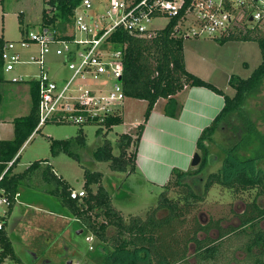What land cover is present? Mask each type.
<instances>
[{
	"label": "trees",
	"instance_id": "trees-1",
	"mask_svg": "<svg viewBox=\"0 0 264 264\" xmlns=\"http://www.w3.org/2000/svg\"><path fill=\"white\" fill-rule=\"evenodd\" d=\"M79 1L45 0L50 9H43L41 27L53 29L62 36L67 25L72 22L73 9ZM173 23L172 21L167 27L157 29L148 37L133 36L122 29L114 30L108 37L110 47L122 51L120 83L124 94L128 98L146 102L143 121L135 126V138L131 137V133H121L112 146L111 141L104 138L103 134L101 142L93 151V157L106 162L111 170L127 173L136 170L135 154L143 122L159 98L166 99L163 113L170 117L178 115L180 105L174 95L185 87L202 86L221 95L223 99L220 110L196 138L195 148L200 155L198 165L186 170L173 167L169 179L162 185L156 204L146 211L144 217H123L121 211L113 205L110 193L102 183L103 175L100 171L84 169V194L72 199L69 193L74 188L54 173L49 165L41 168L40 161H33L21 171L14 170L19 159L18 151L34 131L38 120V94L34 82H29V111L13 117L11 138L0 140V191L12 199L19 186L28 184L38 169L42 180L52 184L49 192L55 195L60 205L82 224L83 230L100 242L101 250L105 252L101 264H188L186 257L190 253H219V245H214L216 239L210 240L207 236L201 238L198 233L201 230L207 233L210 227H214L218 232L217 239H220L235 228L228 226L223 229L220 219L210 220L207 225H202L196 217L190 220L186 217L196 202L204 200L214 184L228 189L241 199L243 193L253 191L251 200L244 203L239 214V228L233 238H252V244L243 243L248 252L257 241H262L264 249V228L259 223L264 219V168L261 167L264 161V129L258 128L257 122L245 110L247 104L244 106L248 98L259 92L264 82V30L246 28L244 33L218 38L221 42L228 39L255 40L261 55L260 62L248 76H229L228 84L234 92L228 95L186 69L183 57L184 38L172 35ZM5 41L0 36V81L3 79L1 51ZM233 119L238 120L239 124L243 122V125H239V139L226 149L221 166L206 175L199 191L195 185L201 180V172L208 163L212 135ZM121 122V114L107 117L104 128L107 131ZM100 129L96 132L99 133ZM85 145L86 139L79 127L74 137L51 139L49 148L52 155L64 152L78 159L74 148ZM175 187L178 188L179 195L176 198L168 197L166 192ZM259 199L262 200L261 203L258 202ZM13 204L12 202L9 207ZM161 211L163 213H159ZM0 259L20 263L8 235L1 229Z\"/></svg>",
	"mask_w": 264,
	"mask_h": 264
},
{
	"label": "rangeland",
	"instance_id": "rangeland-1",
	"mask_svg": "<svg viewBox=\"0 0 264 264\" xmlns=\"http://www.w3.org/2000/svg\"><path fill=\"white\" fill-rule=\"evenodd\" d=\"M43 9H50L45 0H0V36L9 41L18 40L23 32L40 30ZM165 23L166 19L157 18L153 20L151 26L159 29L163 28ZM16 50L21 56L26 57L28 52H35L37 47L34 45L26 48L16 47ZM183 56L189 70H193L197 76L215 84L217 88L224 90L228 95H232L234 92V89L228 84L229 76L237 75L244 78L261 60L259 46L255 40L228 39L221 42L218 38L206 36L184 38ZM44 66L58 83L62 81V78L71 74L66 64L60 63V58L54 53L46 55ZM38 71L39 68L36 64H17L14 70L3 71V79L0 81V111L2 114L16 117L29 111L28 80L32 76H36ZM19 74L24 75V81L12 82L11 78ZM19 86L24 87L26 91V101L21 99L16 102L15 100V90ZM16 105H20L21 111L17 110ZM244 106L247 114L257 122L258 128L263 130L264 82L259 92L248 98ZM145 107V102L126 97L120 107L122 122L113 125L107 131L101 127L99 133L96 132L98 129L96 124L77 125L61 121L46 122L23 143L18 151L19 159L14 170L21 171L29 163L40 161L41 168L49 165L54 173L65 179L75 190L82 189L84 169L100 171L103 175L102 183L110 193L113 205L121 211L123 217L129 215L144 217L146 211L156 204L158 194L162 189L161 183L154 177L149 178L140 173L111 170L106 162L98 161L93 157V151L101 142L103 134L104 138L110 140L114 146L119 135L131 128V122L143 117ZM239 125H243V122L241 121L239 124L238 120L233 119L232 122H226L213 133L212 141L209 144V160L201 172L202 178L197 183L198 186L195 185L197 190H201L206 175L221 166L226 149L239 139L241 133ZM79 127L85 136L86 145L74 148L78 159H74L64 152L52 155L49 148L50 140L74 137L77 135ZM129 132L132 134V138L136 137V128L130 129ZM195 152L196 148L191 153V158ZM261 167L264 168V161L261 163ZM51 187L52 184L42 180L38 169L33 173L28 184L19 186L24 200L44 208L39 211L41 212L40 219H43L44 213L48 212L61 219V224H63L60 229L58 224L56 230H51L50 235L53 236V241L56 243L55 248H52L53 251H50L51 247H44L39 252L38 258L53 261L52 264H69V261L72 264L76 262L79 264H100L103 255L100 242L95 238L90 243L85 240V236L89 232L83 230L82 224L60 205L53 193L49 192ZM177 191L178 188L175 187L170 188L166 193L168 197L176 198L179 195ZM252 195L253 191L243 193L242 204H240L241 202H236L235 195L228 189L214 184L204 200L196 202L186 217L188 220L192 217L197 219L199 217L201 222L207 219H220L221 225H225L227 222L233 226L237 222L235 219L236 209L239 207L243 209L244 202L250 201ZM261 201L258 200L259 203ZM159 213H163V211ZM260 226L264 228V221L260 223ZM80 230L82 231L80 232ZM198 235L202 238L203 233L199 232ZM210 236H215V231H211ZM245 239L246 236L222 240L219 244V253H217L219 256L214 264H233L230 261L231 258L235 264H253L252 260L255 257L264 259V251L261 255L260 246H254L250 252L245 249L241 242ZM90 245L93 246V249H89ZM59 251L64 255L61 259L59 257L62 255L57 254ZM248 253L250 254L249 261H242L240 255L247 256ZM37 263L43 264L38 260Z\"/></svg>",
	"mask_w": 264,
	"mask_h": 264
},
{
	"label": "built area",
	"instance_id": "built-area-1",
	"mask_svg": "<svg viewBox=\"0 0 264 264\" xmlns=\"http://www.w3.org/2000/svg\"><path fill=\"white\" fill-rule=\"evenodd\" d=\"M157 18L166 19L163 28L174 22L173 36L223 38L244 33L246 28L264 30V0H80L62 36L42 26L18 40H6L1 51L3 71H12L17 64L39 68L28 80L36 84L38 94V120L29 137L46 122L96 124L101 128L107 117L121 114L126 98L120 83L122 51L112 49L108 37L116 29L148 37L158 29L151 26ZM31 45L37 50L26 57L16 50ZM50 53L71 72L60 83L44 66ZM23 77L19 74L11 81H24ZM83 194L82 189H72L69 196L76 199ZM18 197V192L10 199L0 191V206L9 207ZM85 240L90 243L93 236L88 234Z\"/></svg>",
	"mask_w": 264,
	"mask_h": 264
},
{
	"label": "crops",
	"instance_id": "crops-1",
	"mask_svg": "<svg viewBox=\"0 0 264 264\" xmlns=\"http://www.w3.org/2000/svg\"><path fill=\"white\" fill-rule=\"evenodd\" d=\"M184 63L186 69L189 70L186 62ZM189 71L193 72V70ZM15 92L16 102L21 99L26 101L24 87H17ZM174 97L180 105L178 115L176 117L165 115L163 106L166 99L159 98L148 118L143 122V130L135 154L136 170L133 173H140L149 178L154 177L161 185L167 182L173 167L182 170L190 168L191 153L195 149L197 136L223 104L221 95L202 86L185 87ZM16 108L21 111L20 105H16ZM0 113V140L11 138L13 133L11 121L14 116L4 115L1 111ZM141 121L143 117L131 122L130 129H134ZM130 129L123 133H130ZM18 193V201L11 207L0 206L1 230L8 235L13 251L20 260L19 264H38L37 260L43 264H52L53 261L48 259L40 260L38 255L44 247H51L50 251H53L52 248H55L56 243L50 233L51 230L57 229L58 224L60 229L63 225L62 221L48 212L44 213L43 219H40L41 212L39 211L44 208L24 200L20 189ZM57 254L62 255L60 251ZM100 260L102 263V259ZM69 262L72 264L71 261ZM0 264L14 263L8 259H0Z\"/></svg>",
	"mask_w": 264,
	"mask_h": 264
},
{
	"label": "flooded vegetation",
	"instance_id": "flooded-vegetation-1",
	"mask_svg": "<svg viewBox=\"0 0 264 264\" xmlns=\"http://www.w3.org/2000/svg\"><path fill=\"white\" fill-rule=\"evenodd\" d=\"M235 198V201L237 202H241V197H239V196H235L234 197ZM245 203V202H244ZM240 204H242V202L240 203ZM242 207H244V205L242 206ZM243 209L241 208V207H239V208H237L236 209V216H235V219L237 220V222L236 223H234V225L232 226V225H229V224H227V222H226V224L225 225H221L220 224V226L224 229H226L228 226H231L232 228L234 227L235 228V230L234 231H231V232H229V233H227V234H225V237H223V238H220V239H217V236H218V232L216 231V229L214 228V227H210L209 229H208V231H207V233L205 232V231H203V230H201L200 232L201 233H203V236H202V238H204L205 236H207V237H209V239L210 240H215L216 239V241H214V245L215 244H220V242L222 241V240H229V239H232L233 237V235L235 234V232H236V230L239 228L238 227V225H239V214H240V212L242 211ZM198 220H199V217H198ZM210 220V219H209ZM208 219L207 220H205V221H202L201 222V224L202 225H207L208 224V222H210ZM200 221V220H199ZM264 221V219H261V221L259 222V223H261V222H263ZM231 224H232V222H231ZM211 231H215V236H210V233H211ZM242 242V244L243 243H246L247 245H249L250 243L252 244V238L251 239H245V240H243V241H241ZM260 246V253H261V255H262V252H263V245H262V241L260 242H258L257 241V243L256 244H253L252 246H251V250H252V248L254 247V246ZM247 247V246H246ZM250 250V251H251ZM102 252H103V255H105L104 253V251L103 250H101ZM219 255L218 254H208V253H204V254H200V253H197V254H192V253H190V254H188L187 255V257H186V263H188V264H214V261L216 260V258L218 257ZM241 256V258H242V261H249V256H250V254L248 253L247 254V256L245 255V254H243V255H240ZM247 257V259H246V257ZM233 259L231 258L230 259V261L231 262H233V264H235V261H232ZM252 262H253V264H264V259H262L261 257H255L253 260H252Z\"/></svg>",
	"mask_w": 264,
	"mask_h": 264
},
{
	"label": "water",
	"instance_id": "water-1",
	"mask_svg": "<svg viewBox=\"0 0 264 264\" xmlns=\"http://www.w3.org/2000/svg\"><path fill=\"white\" fill-rule=\"evenodd\" d=\"M199 161H200V155H199V153L196 151V152L193 154L192 158H191L190 164H191V166H196V165H198ZM81 231H82V230H80V232H81ZM69 264H70V262H69Z\"/></svg>",
	"mask_w": 264,
	"mask_h": 264
}]
</instances>
